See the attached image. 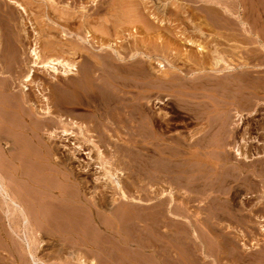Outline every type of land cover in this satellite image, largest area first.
Returning a JSON list of instances; mask_svg holds the SVG:
<instances>
[{
	"label": "bare ground",
	"instance_id": "obj_1",
	"mask_svg": "<svg viewBox=\"0 0 264 264\" xmlns=\"http://www.w3.org/2000/svg\"><path fill=\"white\" fill-rule=\"evenodd\" d=\"M95 1L98 0H93L92 6L95 5ZM112 1L111 3L117 9L112 13L114 14V21L107 22L103 20V23L96 30L98 36L94 37L87 21L88 6L82 0H0V57L2 56L0 60V147L4 142L5 147L2 148L3 158L5 161L9 159L15 164L13 160L15 155L11 156L9 153L25 150L28 147L25 140L22 142L25 143L24 145L21 141L22 145L18 144V141L9 142L8 138L3 135L4 128H8L12 133L14 132V137L15 135L21 136L20 138L24 137L26 140L29 139L30 146L35 144L44 149L45 156L52 162L53 155H55L56 160L61 158L56 156L59 154L60 148L53 145L52 142L61 140V148H64L65 152L68 153L66 159L62 162L65 169L73 174V164L77 162L78 172L87 173L90 162L95 161L92 153L95 151L98 159L103 156V151L99 148L96 140L93 139V132H104L103 128L108 125L112 127L111 129L115 134L121 133V130L132 133L133 128H135L132 125L139 124L136 128L142 127L147 136L144 135V140L137 142L139 145L142 144V146L136 144L137 150L147 151L149 156L140 154L141 162L147 166L151 164L152 171H154L151 176L147 175L145 177L153 178L158 184H166L167 188L165 190L160 189L161 192L158 194L161 197H167L168 202H173L177 193L182 190L177 189L179 187H173V184L169 185L168 177L171 171L173 173L174 170L182 169L185 161L180 160L179 154L173 155L170 152V149L179 146L178 143L181 145L182 143L180 139L178 140L180 142H174L173 137V141L170 142L171 138L168 132L171 129L169 126L171 116L165 110L168 106H172V101H176L177 104L186 101L187 104L189 103L188 105L193 106L192 111L189 108L188 110L191 113L194 112L193 119L197 122H202L206 118L212 120L221 115L219 113L222 111L226 113L223 114L224 116H228V113L233 111L235 118L239 120L242 112L255 108L251 97L247 96L246 91L249 92V89L254 92L257 91V88L251 86L252 83H250L252 81L251 77L255 80L256 77L247 73L235 75L238 72H247L246 69H242V67H247L244 60L241 65L232 64L230 60L235 56L238 57V49H241L235 44L234 38L237 35L230 37L229 34L225 35V33L215 31V24L208 22L210 20L207 17H210V15H206V19L202 22L203 25L199 26L200 29L203 27L207 32L208 28L214 30L208 44V42L202 40L203 33L199 27L195 30L200 35L197 40L186 38L184 32L177 34L170 30L163 31V27L169 21L168 18L167 21L162 19L165 17L163 11L165 12L166 8L159 11L149 3L150 0L142 1L140 4L137 0ZM205 1L208 2V0ZM77 3L79 4L77 5ZM164 4L166 5V1H164ZM174 8L176 14L169 10L172 17L181 16V13L177 14L178 10L183 15L186 13L180 5H174ZM119 10L120 13H118ZM224 13L233 16L229 8L224 9ZM211 15L220 19L223 17L216 10H213ZM194 16L196 15H190V20ZM132 20L133 23L130 24L132 26L127 28L123 26L126 25V22H132ZM240 26L242 31L250 33L244 23H241ZM224 30L226 32L229 30L228 24L226 28L224 27ZM109 32L116 36L115 41H120H111L109 38L111 33L109 34ZM142 34H155V36H158V41L162 39L163 47H160V43L156 42L151 50L145 49L138 40ZM42 36H46L47 40L41 46L40 37ZM215 38L224 40L225 45L217 42ZM26 41L31 42L29 49L27 48L28 55H26L30 57L31 69L29 70L26 69L27 67L25 68L24 61L20 60L17 51V49L19 50L18 47L22 48V45H28ZM3 42H6L8 49L3 46ZM129 42L132 44L127 46ZM164 43H166L165 46ZM220 45L224 46L223 50L221 48L222 51L218 50ZM257 45L264 50L261 43L258 42ZM253 50L254 48L250 51ZM261 56L259 57L256 54V56L253 55L254 59H252L260 61ZM262 58L264 59V57ZM252 59L250 60L252 61ZM179 65L187 69V73ZM233 75L240 76L234 78ZM221 78L226 79L223 81L224 84H222V81L216 83V80H222ZM233 89L235 90L233 91ZM221 91H223L222 94ZM232 93L233 98H230L229 96H232ZM217 95L222 96V98L220 97L221 102L218 100ZM174 98L175 100H173ZM220 103L223 107L219 105ZM231 106L234 108L231 109ZM181 109L183 110V108ZM10 115L17 117L18 124H9L6 117ZM130 124L132 125L127 128ZM224 127L227 128V125ZM195 131L196 133L206 134L210 130L205 131L201 128ZM227 132L229 133V131ZM245 135V133L242 134L232 148L236 161L247 163L255 155L258 156L259 152L253 155L249 153L250 148L247 147H250L249 144L251 145L252 142L247 140ZM112 137L109 136L110 139H113V143L118 142V139ZM44 138L46 142H43ZM189 144L191 149H195L194 151L199 148V143L195 140ZM145 145L148 146V149ZM194 151L190 152L189 161L197 158L199 153ZM79 154L86 156L84 160L87 162L81 161L82 159L80 160L78 157ZM15 160L17 159L15 158ZM100 160V163L103 162L102 165L110 166L112 164L111 160L105 158L104 161H102L103 159ZM197 161L199 163V160ZM23 162L25 161L23 160ZM26 162H29L28 159ZM147 162L150 163L147 164ZM206 162L201 160L200 165L194 163L195 165L193 164L192 167L196 170L209 169L210 171V169H217L215 165L206 166ZM38 166L39 164H37V168ZM117 166L119 165L117 164ZM98 167L100 168V166ZM36 169H30L31 171L28 173V171H22L16 166L11 170L10 176H7L0 166V264H30V262L31 264H42L38 263L40 258L38 259L35 254L40 251L38 249L41 246H44L42 245L43 234L40 232V224L44 221L40 219L37 212H34L35 214L31 212L33 205H38L31 201V198L35 199L34 192L39 194L36 193L40 198L39 200H41V204H43V200H46L47 203L45 202V204L49 205L61 202L64 204L63 207L67 209L87 205L83 195H80V191L85 189V181L82 182L78 178L72 180L69 176L71 174L65 173L57 179L55 177L57 172H52L51 169L47 168L49 171L44 172L40 168ZM110 170L111 168L108 167V174L104 177L111 180V184L117 189L119 180L124 176V173L119 168L113 171ZM52 176L59 182H51ZM191 178L188 179L189 182H193L194 179L197 180ZM98 180L95 179V181ZM188 189L191 190L192 188L189 187ZM125 194L121 193V198L127 200ZM112 202H115V200L112 199ZM95 205L97 209H100L97 203ZM67 213L69 212H66V215ZM76 213L78 214V212ZM78 219H80L79 215ZM30 259L31 261H29ZM74 261L85 264L79 254H76ZM90 264L95 263L91 262Z\"/></svg>",
	"mask_w": 264,
	"mask_h": 264
},
{
	"label": "rangeland",
	"instance_id": "obj_2",
	"mask_svg": "<svg viewBox=\"0 0 264 264\" xmlns=\"http://www.w3.org/2000/svg\"><path fill=\"white\" fill-rule=\"evenodd\" d=\"M92 1L93 0H82L84 4L87 3V10H89L87 17L89 29L91 28L90 31L94 34H92V36L97 37L98 33L96 30L99 25L103 23V20L107 22L114 21V14L112 13L117 9L111 3L112 0H98L94 2L95 5L93 6L91 5ZM137 1H139L140 4L142 1L145 2L146 0ZM164 1H166V5ZM149 3L155 6L159 11H163L166 8V11H163V16L165 17L162 19L166 21L169 19V21L163 27L164 29L162 28L163 31L170 30L177 34L184 32L183 34L186 38L197 40L200 35L195 31L196 28L198 29L199 26H202V22L210 15V17H207L210 20L208 22H210V24H215V31L223 34L225 33V35L229 34L230 37H235V35H237V38H234L235 44L241 47V49H238V52L236 51L238 57L235 56L230 60L232 64L236 65H241L243 60L247 63V67H242V69H246L245 71L247 72L243 73L242 71V73H239L237 71L238 73L235 75L247 73L250 76L256 77L257 81L255 78L251 77L252 81L250 83L253 84H251V86L257 88L258 92L251 91L250 89L249 92L246 91L247 96L249 95L248 97H251L255 105H253V107L255 108L242 112V116L239 120L235 118L233 111L229 112L228 116H224L223 114L226 113L222 111L219 113L221 115L216 116L212 120L206 118L202 122H197L193 119L194 112L191 113L193 106L188 105L189 103L187 104L186 101L181 104L175 103L176 101L171 102L172 106H168L167 110H165V112H168L167 114L171 116L169 122L171 129L168 132L171 138L170 142L174 140V142L178 143L180 139L182 145L178 143L179 146H174V149H170V152L173 155L179 154L181 157L180 160L185 162H183L182 169L174 170L173 173L171 171L168 177L169 185L173 184V187H179L177 189L182 190L180 193H177L170 207H168L170 204L167 200L168 198L161 197L158 194L161 190H165L167 185L164 183L158 184L153 178L145 177L147 175L151 176V173L154 171H152L153 168H151V164H148L150 162H147L148 166L141 162L140 154L146 155L147 151L137 150V145L142 146V144L139 145L137 142L144 140V135L147 136L142 127L136 128L139 124H130L127 126V128L131 125L135 127L133 128L135 131L133 130L132 133L121 130V133L115 134L111 129L112 127L108 125L103 128L104 132H93V139L96 140L99 148L103 151V156L100 159H103L102 161H104V158L106 160H111L112 166L102 165L103 162L100 163L101 160L98 159L96 156L97 153L94 151L92 156L95 161L93 163L90 162L88 172H78L79 167L76 162L77 164H73V174L68 172L62 163L66 159V154L68 153H66L67 151L65 152L64 148H61V140L57 142L54 141L55 143L52 142L53 145L60 148L59 154L56 156L61 157V160L58 159V161L55 159V155H53L52 162L45 156L46 152L44 149L35 144L33 146L31 144L30 146L28 138V140H26L24 137L20 138L21 136L17 135L14 137V132L12 133L8 128H4L3 135L8 138L9 142L18 141V144H21L24 142L23 140H25V143L28 144H26L28 147L25 150H17L9 153L11 156L15 155V157H13L15 161L14 164V162H11L9 159H7V161L4 160L2 148L5 146L3 142L0 147V166L7 176H10L11 170L16 166L20 170H26L29 173V171L35 170L37 164H39L40 167L38 166V168L43 170V172L49 171L50 169L52 172H57V176H55L57 179L61 174L63 176L65 173L71 174L69 176L72 180L78 178V180L82 182L85 181V189L80 191V195H83L84 200L87 201V205L82 207L74 206L71 209L65 207L66 210L63 207V203L59 202L55 205H49L45 204L46 200H43V204H41V200L38 198L39 194L34 192L33 196H35V199L31 198V201L38 205H33L31 212L32 214L37 212L40 219L44 221L40 224L42 228H40V232L43 234L42 245L44 246H41L38 249L40 251L37 250L38 252L36 251L37 253L35 254L38 259L40 258L38 263L82 264L74 261L76 254H79L82 260L85 261V264H90L91 262L95 264H264V94H262L264 92V78H262L264 77V59L262 58L264 57V50L257 45L259 42L264 46V0H208V2L205 0H197V2L196 0H150ZM78 4L79 3H77V5ZM174 5L182 6L186 13L183 15V13L178 10L177 14L181 13V16L172 17L169 12L172 11L173 14H176ZM213 7L214 9H212ZM227 8L231 9L233 16H228L224 13V9ZM213 10L220 12L223 17L221 19L218 17L215 18L214 15H211ZM120 12L119 10L118 13ZM190 15L196 16L192 17L190 20ZM224 22L226 23L225 25ZM131 23H133V20L132 22H126V25L123 26H126V28L130 27L132 26L130 25ZM241 23L245 24V27L250 33H246L244 30L242 31V27L240 26ZM227 24L229 30L226 32L224 27L226 28ZM108 25H110V23H108ZM200 30L203 33L202 40L209 44L211 40L210 36L214 30L208 28L207 32L203 27ZM110 33L111 32H109V34ZM113 36V33L109 35L111 41H120L118 39V41H115L116 36H114L115 38ZM157 37L158 36H155V34H142L138 40L140 45L145 49L151 50L153 44L156 42L158 44L160 43V47H163L162 39L158 41ZM40 40L42 46L47 40V37L42 36ZM215 40L225 45L224 40L217 38H215ZM27 43L28 45H22V48L18 47L19 50L17 49V51L20 60L24 61L25 68L27 67L26 69L29 70L31 69L30 57L26 55H28L27 52L31 42L28 41ZM129 44L131 45L132 43H127V46H130ZM165 44L166 43H164V46ZM223 45H220L218 50H221V48L223 50ZM3 46L8 49L6 42H3ZM5 48L4 50H6ZM253 48L256 51L253 50L251 52L250 50ZM255 48L259 49L257 50ZM256 54L259 57L262 55L260 61L253 60V55L256 56ZM1 58L2 56L0 60ZM250 59H252V61ZM249 64L251 65L248 67ZM179 67L184 69V72L187 73V69L180 65ZM25 68L24 70L27 71ZM235 75H233L234 78L240 76ZM225 78H221L222 80H216L217 82H215L221 83L222 81V84H224L223 81L226 80ZM234 90L235 89H233V91ZM220 93L222 94L223 91ZM249 93L252 94L250 95ZM231 95L232 96L229 97L233 98V93ZM220 97L222 98V96L217 95L218 100L221 102ZM254 98L256 99L254 100ZM173 100H175V98ZM187 100L189 101V99ZM219 105L223 107L221 103ZM188 108L191 111H189ZM232 108L234 107L231 106V109ZM208 110L210 109L208 108ZM226 117L229 118L227 119ZM6 119L9 124L13 123L12 125L18 124L19 122L14 115H10L6 117ZM226 125L227 128L224 127ZM201 128L205 131H210L209 133L206 132L207 135L200 132L196 133L195 130ZM242 130L243 132L245 131V138L252 142H250L251 145L249 144L250 147H247L248 149L250 148L249 153L253 155L259 152L258 156H260L258 157L255 155L247 163L236 161L232 148L235 142L244 134ZM227 131H229V133ZM109 136L118 139V142L116 141L113 143V139H110ZM138 136H141L139 137L140 139ZM172 137L174 138L173 140ZM194 140L199 143V148L196 151L189 147V143ZM227 140L229 141L227 142ZM43 142H46L45 138ZM25 143L22 144L24 145ZM145 147L148 149L147 145H145ZM34 150L35 152H33ZM193 151L199 154L196 159L193 158L189 161L190 152ZM80 154L78 157L83 161L86 156ZM147 155L149 156V154ZM6 156L8 157V154ZM15 158L17 160H15ZM27 159L29 164L26 162ZM23 160L26 163L23 162ZM197 160H199V163H197ZM201 160L207 161L206 166L215 165L217 169H210V171L209 169L196 170L192 167L194 163L200 165ZM84 162L87 161L84 160ZM117 164L119 166H117ZM98 166H100V168ZM108 167L111 168L110 171L119 168L120 171L124 173V176L121 178L123 180H119V187L117 189L111 184V180L105 179L104 177V175L108 174ZM30 173L32 174V172ZM191 177L197 180L194 179V181L192 180L193 182H189L188 179ZM96 178L99 180L95 181ZM50 180L53 183L58 181L54 177ZM189 187L192 189H188ZM121 193H126L127 200L121 198ZM112 199H114L115 202H112ZM96 203L100 206L101 210L97 209ZM57 207L61 210L59 208L57 209ZM62 208H64V212ZM66 212L70 214L67 213L66 215ZM76 212H78V214ZM78 215L80 219H78ZM81 217L83 218L81 219ZM51 223L54 224L52 225ZM70 260L71 262H69ZM29 261H31V259Z\"/></svg>",
	"mask_w": 264,
	"mask_h": 264
},
{
	"label": "crops",
	"instance_id": "obj_3",
	"mask_svg": "<svg viewBox=\"0 0 264 264\" xmlns=\"http://www.w3.org/2000/svg\"><path fill=\"white\" fill-rule=\"evenodd\" d=\"M169 203H170V204H169V206H168V207H170V206L172 205V203H173V202H169ZM169 209H170V208H169Z\"/></svg>",
	"mask_w": 264,
	"mask_h": 264
}]
</instances>
